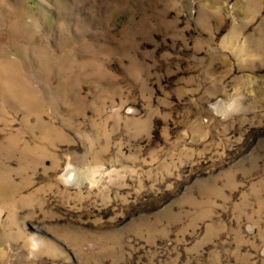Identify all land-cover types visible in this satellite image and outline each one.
I'll return each instance as SVG.
<instances>
[{
  "label": "rangeland",
  "instance_id": "obj_1",
  "mask_svg": "<svg viewBox=\"0 0 264 264\" xmlns=\"http://www.w3.org/2000/svg\"><path fill=\"white\" fill-rule=\"evenodd\" d=\"M0 264H264V0H0Z\"/></svg>",
  "mask_w": 264,
  "mask_h": 264
}]
</instances>
